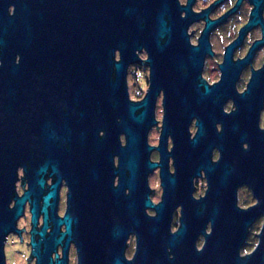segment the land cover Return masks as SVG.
<instances>
[{"label": "water", "instance_id": "water-1", "mask_svg": "<svg viewBox=\"0 0 264 264\" xmlns=\"http://www.w3.org/2000/svg\"><path fill=\"white\" fill-rule=\"evenodd\" d=\"M81 2L85 8H71L66 12L72 39L68 44L71 56L66 66L71 70L72 85L77 78L81 81L78 84L86 87L82 91V101L89 126L102 127L104 135L98 138L95 130L80 140H72L76 147L78 145V154L81 153L76 158L81 156L84 159L83 167L87 168L89 179L87 186L83 187L76 178L78 183L72 190L75 200L70 205L76 215H70L67 210L63 218L54 219V230L65 224V244L74 241L79 252L80 247L86 246L91 257L87 264H99L98 260L122 264L116 251L120 249L118 252L121 253L130 232L136 237V252L129 264H264V218L260 231L255 233V247L250 254L240 256L248 227L258 215L264 217V128L259 127L263 91L257 90L264 85L261 76L254 74L248 88L238 93L234 89V77L224 74L218 83L211 87L204 84L202 91L194 92L188 103L184 100L180 106L167 107L159 144L155 147L161 154V162H151L149 154L154 147L148 144L147 135L155 124L152 113L157 93L150 88L142 101L127 100L123 65L136 60L134 51L141 46L151 45L155 51H162L164 45L158 39L165 29V10L159 7L176 3V0ZM262 35L264 42V30ZM150 37L156 38L152 44ZM115 48L121 50V62L113 61ZM192 49L198 50L197 47ZM113 67L116 69L115 78L111 74ZM72 90L71 95L79 93L74 87ZM227 99L234 103V109L229 112L223 110ZM25 108L19 104L15 91L0 89V183L5 180L6 173L11 179L14 177L13 166L19 143L23 142L24 153L36 143L27 134L23 140L17 137L19 126L29 125L27 119L32 115V108L31 114H24ZM172 113L175 114L172 116ZM177 116L184 121H170ZM192 116L198 118L193 138L188 123ZM2 133H7L8 137H3ZM120 135L125 137L124 145ZM168 135L173 141L170 153L166 146ZM51 142L58 147L64 141ZM214 146L218 147L221 156L217 162L211 163L210 153ZM114 155L118 156L116 170L113 168ZM167 155L175 159L176 173L173 176L166 172ZM157 166L161 167L164 193L162 200L153 205L147 198L146 176ZM201 169L208 179L205 196L198 201H181L180 224L172 232L170 217L175 206L179 205L174 201L185 197L179 189L185 187L186 174L199 175ZM116 174L119 182L113 187L112 178ZM190 180L189 176V183ZM41 181H36L40 187ZM240 182L247 183L257 198V203L248 209L236 205L234 193ZM56 186L57 183L45 198V213L48 198L56 197ZM220 187L225 189L223 200L219 199L224 196L218 191ZM125 189L129 190L128 195L124 194ZM10 190L11 187L8 193ZM32 192L30 187L22 197L15 199L10 210L14 217L21 214L22 203ZM147 208H154V217L146 213ZM35 213L34 201V223ZM46 223L45 214L39 233L41 238ZM207 224L210 225L209 232L206 231ZM199 235L203 241L198 250ZM63 236L56 239L51 235L49 240L57 244ZM79 264H82L81 259Z\"/></svg>", "mask_w": 264, "mask_h": 264}, {"label": "flooded vegetation", "instance_id": "flooded-vegetation-1", "mask_svg": "<svg viewBox=\"0 0 264 264\" xmlns=\"http://www.w3.org/2000/svg\"><path fill=\"white\" fill-rule=\"evenodd\" d=\"M81 1L0 0V89L17 93L19 104L22 108L26 107L24 114H31L32 108V115L27 119L29 125L21 124L17 137L23 140L27 134L36 142L26 153L23 142L19 143L13 166L14 177L11 179L6 173L5 180L0 183V264H79L80 259L82 264H87L91 258L86 246L80 247L79 252L74 241L65 244V224L54 230V219L63 218L67 210L70 215H76L70 208L75 200L72 190L77 186L76 178H79V184L83 187L88 184L89 174L87 168L83 167L84 159L81 156L76 158L81 153L78 154V145L76 147L72 140H80L95 130L98 138L104 135L102 127L89 126L82 101L85 86L79 85L80 79L77 78L72 85L71 70L66 66L71 56L68 44L72 42L69 37L71 23L66 12L71 8H85ZM159 8L165 10V29L158 39L164 45L162 51H155L151 45L141 46L134 51L136 60L123 65L127 100L138 103L145 98L150 88L156 90L152 113L155 124L148 132L147 141L154 147L150 151L149 160L157 164L161 162V154L155 147L159 144L167 107L180 106L184 100L188 103L194 92L202 91L205 85L213 86L224 74L234 77L233 85L238 93L248 88L254 74L260 75L261 83H264V0H176V3ZM155 39L150 37L151 44ZM194 47L198 50L193 51ZM121 60V50L115 48L113 61L116 63ZM115 73L113 67V78ZM73 87L79 93L71 95ZM257 90L263 91L259 116V127L263 129L264 85ZM223 108L225 112L234 109L233 101L227 99ZM180 118L177 116L170 121L178 122ZM197 120V117L192 116L188 122L191 138L196 132ZM154 129H158V139L156 143H151L149 135ZM217 129L220 130L219 124ZM1 135L8 137L7 133ZM53 140L64 142L57 147L51 142ZM120 141L122 145L125 144L124 135H120ZM172 143L168 135V153L171 152ZM220 156V150L214 146L210 153L211 163L217 162ZM112 158L116 170L118 156ZM174 164V157L167 155L166 172L172 176L176 173ZM160 173L161 167L157 166L146 176L149 188L147 198L153 205L162 200L164 193ZM37 179L42 180L41 187ZM112 179V185L116 187L119 175H114ZM56 183V197L48 198L45 213V198ZM185 183V187L179 189L180 193H185V197L174 201L179 205L175 206L170 217L172 232L180 224L181 201H198L205 196L208 188V179L203 169L199 175L186 174ZM30 187L33 188V194L22 203L21 214L14 217L10 210L15 199L22 197ZM218 191L224 194L219 198L223 200L225 189L220 187ZM124 194L128 195L129 190L125 189ZM234 194L236 205L241 209H248L257 203L247 183L240 182ZM34 201L37 206L35 223L32 220ZM146 213L153 217L156 214L154 208H147ZM45 214L47 228L41 238L39 233ZM263 218V215H258L248 227L246 240L255 224H261ZM205 227L209 232L210 225ZM62 234L64 236L57 244L49 240L51 235L57 239ZM256 234L253 235L257 238ZM198 237L196 248L199 250L203 238L201 235ZM135 239L134 232H130L124 240L121 253L117 248L118 259L122 264H129L134 259ZM34 243L38 245L34 246ZM242 248L240 256L250 254L253 250L242 253ZM96 262L109 264L103 260Z\"/></svg>", "mask_w": 264, "mask_h": 264}, {"label": "rangeland", "instance_id": "rangeland-1", "mask_svg": "<svg viewBox=\"0 0 264 264\" xmlns=\"http://www.w3.org/2000/svg\"><path fill=\"white\" fill-rule=\"evenodd\" d=\"M227 109H229V107H227ZM157 134H159L158 129H154L149 135V142L156 143L157 139H158V135ZM260 225L261 224L257 223L252 228L251 233L249 234V237L246 240V243L244 245H242L243 246V248L241 250L242 253H246V251H248V250L250 251L254 247V245H256L257 238L253 234L258 233ZM199 244H201V240H199Z\"/></svg>", "mask_w": 264, "mask_h": 264}]
</instances>
